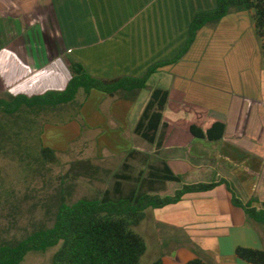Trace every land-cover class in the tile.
I'll use <instances>...</instances> for the list:
<instances>
[{
  "label": "crops",
  "instance_id": "0c3cea01",
  "mask_svg": "<svg viewBox=\"0 0 264 264\" xmlns=\"http://www.w3.org/2000/svg\"><path fill=\"white\" fill-rule=\"evenodd\" d=\"M0 1H16L14 8L38 23L50 60L69 56L102 78L141 76L154 63L174 59L187 43L195 15L216 5V0ZM258 41L246 12H233L202 28L182 59L154 73L136 100L94 95L100 99V110L115 119L111 123L121 125L112 136L123 146L112 150L141 149L125 134L135 133L152 89H168L163 117L167 126L160 130L161 160L183 176V183L225 178L237 184L243 201L251 197L264 201L257 185L245 193V179L238 173L248 170L254 176L256 172L245 168V163L253 167L255 159L264 160V150L245 138L256 133L252 126L264 117V66L256 59L261 55ZM53 68L67 78V84L61 66ZM216 122L226 125L221 140L191 132L192 125L207 130ZM169 183L179 182L161 185V196L172 195L183 184L162 192ZM149 212L161 225L165 264H185L196 257L213 264H250L237 257L236 248L264 249V227L255 228L247 220L244 210L233 204L226 184L188 193L178 203ZM187 238L200 247L199 255Z\"/></svg>",
  "mask_w": 264,
  "mask_h": 264
},
{
  "label": "rangeland",
  "instance_id": "374dc122",
  "mask_svg": "<svg viewBox=\"0 0 264 264\" xmlns=\"http://www.w3.org/2000/svg\"><path fill=\"white\" fill-rule=\"evenodd\" d=\"M15 3L0 1V97L9 99L21 92L32 95L63 88L67 78L53 68L63 65L62 57L49 59L38 23L21 15L19 9L14 8ZM246 14L252 19L249 12ZM259 48L256 46L258 53ZM256 59L263 65L262 54ZM93 93L73 120L70 119L75 110L60 115L27 110L22 112L18 125L0 124V130L7 131L11 138V141L5 140L0 134V241L22 238L39 228L51 227L61 202L72 204L82 198H101L106 189H113L118 173H130L142 179L148 174L149 164L160 165L161 149L158 151L154 144L132 130L125 135L132 136L141 149L112 150L123 146L112 136L114 128L121 125L111 123L115 119L108 111L100 110V99L94 96L107 95L96 90ZM252 127L256 133H247L245 138L264 150V117L259 116ZM42 143L56 150V162L41 158ZM133 150L138 154L131 157L128 153ZM255 161L253 167L245 163V168L256 172L254 176L248 170L238 173L245 179L242 182L245 193L257 185L262 196L264 160ZM125 163L130 165L129 169L125 168ZM232 184L239 194L237 184ZM134 186H139V182H124L125 191ZM175 186L180 183H169L162 192H170ZM157 193L161 195L160 184H157ZM153 217L149 212L147 218L134 227L148 245L142 264H152L161 257V225H156ZM56 249L30 251L21 264H51Z\"/></svg>",
  "mask_w": 264,
  "mask_h": 264
},
{
  "label": "trees",
  "instance_id": "16d2710c",
  "mask_svg": "<svg viewBox=\"0 0 264 264\" xmlns=\"http://www.w3.org/2000/svg\"><path fill=\"white\" fill-rule=\"evenodd\" d=\"M245 11L252 16L264 66V0H216L214 8L201 10L195 15L189 26L187 43L174 59L154 63L141 76L102 78L92 75L83 63L65 56L63 65H58L68 76L65 88L32 95L21 92L9 99L0 97V124L18 125L22 112L27 110L59 115L75 110L70 119L73 120L93 90L113 98L134 101L142 90L148 88V81L154 73L182 59L202 28L217 24L230 13ZM169 93L168 89L161 87L152 89L150 99L134 129L138 136L154 144L158 151L163 144L161 127L167 126L163 117ZM80 97H83L81 101ZM225 128L224 123L216 122L207 130L192 125L191 132L196 137L217 141L223 138ZM0 134L5 136V140L11 141L4 129L0 130ZM128 154L134 157L138 152L133 150ZM40 155L50 163L58 159L56 150L43 143ZM124 166L130 168L127 163ZM115 177L113 189H106L101 198H82L72 204L61 202L51 227L39 228L22 238L1 240L0 264H21L30 251H46L52 247L57 249L52 255L51 264H142L141 259L148 245L144 236L134 227L147 218L148 211L178 203L188 193L209 191L220 184L227 185L232 193L233 204L244 210L247 220L255 228L264 227V201L257 197L243 201L233 184L225 178L211 182L183 183V176L176 174L163 159L160 165L149 164L148 174L142 179L134 178L126 172L118 173ZM130 180H136L139 186L125 191L124 182ZM167 182L183 184L172 195L161 196L157 193V184ZM187 243L196 254L202 251L190 238H187ZM236 255L250 264H264V249L240 245L236 248ZM152 264L165 263L161 256ZM185 264L213 263L196 257Z\"/></svg>",
  "mask_w": 264,
  "mask_h": 264
}]
</instances>
